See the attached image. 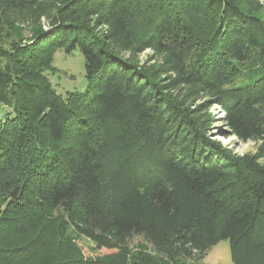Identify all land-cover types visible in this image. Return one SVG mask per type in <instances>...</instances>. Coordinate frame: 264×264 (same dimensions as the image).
<instances>
[{
  "label": "trees",
  "instance_id": "16d2710c",
  "mask_svg": "<svg viewBox=\"0 0 264 264\" xmlns=\"http://www.w3.org/2000/svg\"><path fill=\"white\" fill-rule=\"evenodd\" d=\"M76 49L86 87L57 93L53 55ZM0 104V264H129L135 235L264 264L260 0H0ZM214 105L255 153L208 139Z\"/></svg>",
  "mask_w": 264,
  "mask_h": 264
},
{
  "label": "rangeland",
  "instance_id": "374dc122",
  "mask_svg": "<svg viewBox=\"0 0 264 264\" xmlns=\"http://www.w3.org/2000/svg\"><path fill=\"white\" fill-rule=\"evenodd\" d=\"M264 5V0H260ZM153 52L146 49L140 52L137 59L141 63H152ZM54 71L48 72V77L52 87L57 93L64 94L67 91H83L87 84V79L84 72L83 56L79 50H74L71 54H65L61 50H57L53 55ZM246 66V64H245ZM203 99L196 102L202 103ZM10 112L9 107L0 104V119ZM209 113L212 115V120L207 136L210 141H218L226 145L232 152L238 154L255 153L259 142L252 140L243 141L234 135H230L222 125V112L217 105L210 107ZM230 135V138L226 137ZM77 243L82 247V250L87 256L101 255L109 252L107 249H96L94 243L85 238L80 237ZM128 246L131 250V258L129 264H234L231 261L229 242L227 239H222L215 245L211 246L207 253L202 258L194 260H185L182 262L171 261L159 254L154 247L143 238L141 235H135L128 241ZM45 259V258H44ZM50 259H55L51 256L49 260L41 264H51ZM53 262V261H52Z\"/></svg>",
  "mask_w": 264,
  "mask_h": 264
},
{
  "label": "bare ground",
  "instance_id": "6f19581e",
  "mask_svg": "<svg viewBox=\"0 0 264 264\" xmlns=\"http://www.w3.org/2000/svg\"><path fill=\"white\" fill-rule=\"evenodd\" d=\"M226 137L230 138V135H226Z\"/></svg>",
  "mask_w": 264,
  "mask_h": 264
}]
</instances>
